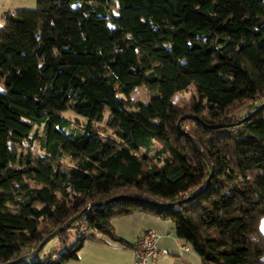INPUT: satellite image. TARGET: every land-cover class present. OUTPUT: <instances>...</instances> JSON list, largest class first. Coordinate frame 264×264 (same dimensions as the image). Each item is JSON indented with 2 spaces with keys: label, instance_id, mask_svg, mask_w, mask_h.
<instances>
[{
  "label": "trees",
  "instance_id": "trees-1",
  "mask_svg": "<svg viewBox=\"0 0 264 264\" xmlns=\"http://www.w3.org/2000/svg\"><path fill=\"white\" fill-rule=\"evenodd\" d=\"M2 17L0 263L64 264L102 234L135 247L112 217L142 210L172 220L202 264H264V0H36ZM190 86L188 104L172 99ZM193 136L214 164L207 188ZM35 139L40 152L24 149ZM116 193L177 202L94 205L26 256Z\"/></svg>",
  "mask_w": 264,
  "mask_h": 264
},
{
  "label": "crops",
  "instance_id": "crops-1",
  "mask_svg": "<svg viewBox=\"0 0 264 264\" xmlns=\"http://www.w3.org/2000/svg\"><path fill=\"white\" fill-rule=\"evenodd\" d=\"M35 6L36 0H0V26L4 23V11ZM112 223L117 234L132 242H136L147 229H153L158 234L157 243L162 250L143 264H202L200 255L191 243L177 236L174 222L170 219L138 210L114 216ZM260 226L264 232V216ZM102 237L86 239L78 251V257L64 264H136L134 247L105 234Z\"/></svg>",
  "mask_w": 264,
  "mask_h": 264
},
{
  "label": "water",
  "instance_id": "water-1",
  "mask_svg": "<svg viewBox=\"0 0 264 264\" xmlns=\"http://www.w3.org/2000/svg\"><path fill=\"white\" fill-rule=\"evenodd\" d=\"M263 105H264V102L261 105H259L258 108H261ZM184 116H191L193 118L201 119L198 114L192 113V112H187V113H185V114L182 115V117H184ZM193 140L195 141V143H196L198 149L200 150V152L209 161L210 166H211V174L208 177L207 184L205 186V188H207L209 186V183H210V177H211L212 173L214 172V164L210 160V158H209L208 154L206 153V151L204 150V148L198 142L197 138L193 136ZM201 191L202 190L197 191V192H195L193 194H190V195L186 196L185 198H183L181 200H185L186 201V200L192 199V198L196 197ZM116 198H140V197L135 196V195H132V194H129V193H116V194H113L110 197H107V198H104V199H96V200H92V201L88 202L82 209H80L79 211H77L76 213H74L73 215H71L70 217H68L65 221H63L61 224L57 225L51 231L47 232L40 239V241L37 243V245L32 249V251H30V252H28L26 254V256H36L40 252V250L42 249L43 245L49 239H51L52 237H54L55 235H57L58 233H60L63 229L69 227V225L74 220H76L80 215H82L86 210L92 208L94 205L103 204V203H105V202H107L109 200L116 199ZM140 199H142L143 201L149 202V203H151V204H153L155 206H161V207H168V206L173 205L175 202H177V201H168V202L167 201H158V200H155V199L144 198V197H142ZM181 200H179V201H181ZM17 259L18 258L10 259V260H7V261L2 262L0 264H12Z\"/></svg>",
  "mask_w": 264,
  "mask_h": 264
},
{
  "label": "rangeland",
  "instance_id": "rangeland-1",
  "mask_svg": "<svg viewBox=\"0 0 264 264\" xmlns=\"http://www.w3.org/2000/svg\"><path fill=\"white\" fill-rule=\"evenodd\" d=\"M2 27V25L0 26V28ZM0 86H2V83L0 82ZM154 93L145 85H138L134 88V90L131 92V96L135 99H141L143 101H148L150 100V98L152 97ZM195 88L193 86H190L187 90H182V91H176L173 96L172 99L177 102L178 104L184 105V104H188L192 98L193 95H195ZM247 111V106L242 107L238 113L244 114ZM66 113H69L73 116L76 117H80L81 119H84V116H82L81 114L75 113L71 110H66ZM77 128H80L79 124L77 126ZM42 127L39 128V133L41 132ZM12 133V132H10ZM106 133V132H105ZM156 146L160 145L159 141H156ZM27 147H29L32 151H34L35 153L40 152L41 148L39 146V142L37 139H35V141L30 144H26V146L24 147V149H26ZM74 161L73 157L68 153L65 152L64 156L61 159V165L63 168H67L70 164H72ZM79 232L77 230H75L74 226H70V233L68 236V240L69 242L75 241L76 238L78 237ZM56 241L55 238L52 239L49 243Z\"/></svg>",
  "mask_w": 264,
  "mask_h": 264
},
{
  "label": "built area",
  "instance_id": "built-area-1",
  "mask_svg": "<svg viewBox=\"0 0 264 264\" xmlns=\"http://www.w3.org/2000/svg\"><path fill=\"white\" fill-rule=\"evenodd\" d=\"M158 234L153 229H147L137 239L134 247L136 264H143L162 249L157 243Z\"/></svg>",
  "mask_w": 264,
  "mask_h": 264
}]
</instances>
